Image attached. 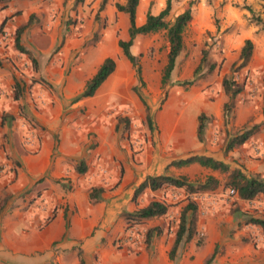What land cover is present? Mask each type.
Returning <instances> with one entry per match:
<instances>
[{
	"label": "rangeland",
	"instance_id": "rangeland-1",
	"mask_svg": "<svg viewBox=\"0 0 264 264\" xmlns=\"http://www.w3.org/2000/svg\"><path fill=\"white\" fill-rule=\"evenodd\" d=\"M35 1L41 12L32 19L28 41H33L42 52L51 50L38 58L24 54L23 76L11 84L12 94L6 95L5 99L7 103H14L13 99L19 103H35V106L39 103L42 109H36L41 112H48L49 109L51 112L55 103L61 104L57 116L62 119L61 126L68 129L69 138L76 133L86 141L87 173L79 174L75 179L86 178L90 172L88 179L92 180L98 176V169L105 176L117 174L121 178L127 172L137 175V171H142L140 169L143 167L146 172L148 167L162 165L158 172H163V158L176 161L194 154L214 156L227 162L233 169L264 178V30L251 22L250 12L241 8L251 6L256 15L264 18V0H171L172 10L168 21L172 22L190 7L193 20L185 30V50L177 60L166 91L162 88V76L170 45L165 31L139 37L133 48V53L140 57L145 88L140 87L133 65L122 53L119 42L129 39V17L120 12L117 5L125 4L126 0H84L81 3L78 0H63L61 6H56L51 0L47 6V0ZM167 1L141 0L138 25L145 23L149 12L160 14L166 8ZM8 2L0 1V10L5 9L4 5ZM20 17L21 12L0 19V36L6 31L8 38L4 42H14L15 49L17 32L27 24L21 23ZM247 40L253 41L255 54L248 67L240 70L239 56ZM205 51L207 60L203 63ZM108 56L117 62L116 72L94 97L77 102L85 104L73 108V101L83 92V85ZM212 66L215 69L210 71ZM226 78H232L244 86V91L233 102L223 88ZM189 81H194V84L187 86ZM136 88L151 110L153 126L147 119V108ZM3 96L5 93L0 89V99ZM227 103L233 106L229 119L225 116ZM25 107L21 105L18 108L17 116L10 114L4 118L0 114V174L13 172L21 166V162L7 152L9 137L14 136L18 148L37 155L40 151V148L37 151L39 141L42 144L49 129L33 118ZM202 114L207 116L206 140L203 143L199 141L197 133ZM103 119L116 126L118 135L116 150L108 149L110 158L97 151L98 130L105 121ZM255 125H262L257 135L247 144L226 153L230 139ZM109 126V123L105 124V127ZM29 137L36 139L32 148L27 145ZM101 157L106 158L102 164ZM80 161L69 159L68 169L78 172ZM164 174L186 176L197 185L214 176L220 181V186L191 195L171 187L156 193L144 192L139 197L138 205L158 200L169 205V214L153 220L151 224H132L131 228L127 223L126 235L117 239L114 246L118 250H128L129 247L137 253L142 249L148 253L152 248L159 264H205L213 254L207 250V243L214 237L218 239L216 246H220L212 264H241L245 261L246 257L240 256L238 250L249 243L241 240L237 234L245 231L252 234L259 231L261 234L258 227L246 222L250 217L264 214V196L241 201L238 195L232 193L231 187H226L228 175L197 165L180 171L169 167ZM77 182L67 184V192L87 189ZM43 192L41 190L36 199L41 198L38 209H47L48 206L51 209L45 219L47 224L53 213L51 203L54 202L47 205L48 199H42ZM36 199L29 203L28 210L31 206L35 207ZM190 201L198 206L197 232L191 241L183 242L176 260L171 261L169 255L179 230L181 212ZM156 227L162 229L163 233L154 238L148 247L146 234ZM256 239L251 244L254 248L261 245L264 251V238L263 241H259L258 237ZM79 246L76 254L82 247L81 244ZM97 255L94 254L93 260H99Z\"/></svg>",
	"mask_w": 264,
	"mask_h": 264
},
{
	"label": "crops",
	"instance_id": "crops-1",
	"mask_svg": "<svg viewBox=\"0 0 264 264\" xmlns=\"http://www.w3.org/2000/svg\"><path fill=\"white\" fill-rule=\"evenodd\" d=\"M8 1V4L4 5L5 9L0 10V19L21 12V23L26 24L33 15L41 12V9L35 5V0ZM51 2L56 6L63 4V0H51ZM48 4H50V0L45 2L46 6ZM15 18L19 20V18ZM13 27L16 28L15 25ZM28 30L22 35L21 45L36 58L42 54L50 53L51 48L47 52H42L33 41H28ZM16 50L14 42L5 43L0 47V63H3L0 66V89L5 93V96L0 99V114L4 118L10 114L17 116L18 108L21 105L26 106L25 108L30 111L33 118L41 124L47 125L49 129L43 137L37 155L30 154L26 149L18 148L15 145L14 136L13 138L9 137L10 144L7 146V152L15 160H19L21 166L13 172L7 171L0 174V264H80L78 254L75 252L76 248L80 247L79 244L84 250L87 264H159L152 248L148 253L143 249L137 253L130 250L129 247H127L128 250H118L114 246V242L123 238L127 233L126 213L137 211L150 204L140 206L139 203L133 202L132 199L137 188L148 176L167 175L164 173L175 159H162V161L165 159L163 172H158L162 169V165L148 167L146 172L143 167L140 169L142 171H137V175L134 172H127L121 178L117 174L112 177L105 176L104 172L98 169V176L93 177L92 180L88 179L90 172L86 178L75 179L79 173L70 171L67 161L73 158L76 161L87 160L88 153L84 146L86 141L76 133L71 134L69 138L68 129L61 126L62 119L57 116L62 108L61 104L55 103L51 112L50 109L48 112H41L36 109H42L39 103L35 106V103H19L15 99H13L14 103H7L5 99L6 95L12 94L11 84L20 80L24 73L22 58L25 55ZM109 57L111 56L105 57V59ZM111 77L112 75L100 89L106 86ZM85 86L86 83L81 88L82 91ZM74 104L73 108H76L85 103ZM103 120L105 121L98 130L99 147L97 151L108 156L109 150H116L118 135L116 126H112V123L106 119ZM1 121L3 122V119ZM106 123H109L110 126L105 127ZM105 159L104 157L100 158L101 164ZM170 168L179 171L185 169ZM73 181H78L77 183L87 189H82L80 192L79 189L75 192H67L66 185H70ZM94 187L104 189L99 202L90 199V193ZM41 190L45 191L42 199H48L47 205L48 202H54L51 203V213L55 212V217L47 224L45 219L51 209L48 208L49 206L47 209H38L41 198H36ZM34 199H36L35 207L31 206L28 210L29 203ZM138 200L140 201V199ZM66 214L70 220L68 229ZM152 221H146L145 224L148 222L151 224ZM256 234L246 233V231L237 234L241 240L249 243L238 250L240 256L246 257V260L241 264H264V257L260 255H264L261 245L254 248L251 244L257 240L256 237L259 241H263V236L259 231ZM217 241L218 239L214 237L208 240L207 250L209 253H214ZM95 253L99 256L98 261L93 260Z\"/></svg>",
	"mask_w": 264,
	"mask_h": 264
},
{
	"label": "trees",
	"instance_id": "trees-1",
	"mask_svg": "<svg viewBox=\"0 0 264 264\" xmlns=\"http://www.w3.org/2000/svg\"><path fill=\"white\" fill-rule=\"evenodd\" d=\"M0 1H8V0H0ZM84 0H78V3L83 2ZM141 0H126L125 4H118L117 8L120 12L125 13L129 17V39L121 40L119 42V46L122 50L125 58L133 65L138 81L140 83L141 88L146 87V82L143 76V69L140 64V57L136 56L133 53V48L136 44V41L139 37L154 35L159 32L165 31L167 34L168 43L170 45V52L168 55L167 65L164 68L163 76H162V88L165 89L170 85L172 80L173 72L176 68V63L178 58L181 56L183 51L185 50V30L190 22L193 20V10L192 8H188L185 12L178 15L172 22L168 21V18L171 15L172 4L171 0L167 1L166 8L158 15H154L151 12L148 13L146 21L142 25H138L137 23V14L140 6ZM243 10H246L252 14V20L256 26L260 27L261 30H264V18L255 14L254 10L251 6L245 5L241 7ZM34 15L31 17L29 22L21 27L17 32L16 36V47L23 54H30L22 45L21 38L23 32L30 27L32 19ZM255 45L253 41L247 40L242 47L241 54L239 57L240 66L239 69L242 70L248 67L251 62L254 54ZM207 60V52H204L203 63ZM200 69V67H199ZM215 66H212L210 71H213ZM117 70V62L115 59L109 57L104 60L96 74L90 79L84 91L78 95L74 99V103H77L86 98L94 97L101 86L109 79L111 75H113ZM198 73V71H197ZM194 84V81H189L186 85L191 86ZM18 87V85H17ZM19 88V87H18ZM223 88L230 101L233 102L243 91L244 86L240 85L238 81L230 78L224 79ZM136 92L139 93V89H135ZM139 96L146 106L148 114L147 119L151 126H153V117L151 114V110L147 105L144 97L141 93ZM20 95L17 96L19 99ZM232 103H227L225 106L226 110V118L229 119L230 115H232ZM207 116L202 114L199 117V125H198V139L201 143L206 140V130H207ZM122 122V121H121ZM120 122V123H121ZM262 125H255L251 129L246 130L245 132L233 137L229 140L226 153L232 152L236 147L243 146L248 143L255 135L260 132V128ZM117 131L118 127H117ZM40 145V141H39ZM39 145L38 149L39 150ZM192 165H198L202 168L209 169L215 172H220L222 174L228 175V179L226 182V187H231L235 193H237L239 199L241 201L247 202L256 199L259 196H264V178L259 176H250L246 174L241 169H233L231 165L223 160H219L214 156L207 155H191L187 158L179 159L174 161L169 165V167H175L178 169L187 168ZM87 164L84 160L79 162L77 167L78 173L80 175H85L87 173ZM220 186V181L214 176H210L206 182L201 184H194L189 181L186 176L174 177L169 175H160V176H148L147 179L137 188L135 194L133 196V202L138 203L139 197L146 191L150 190L153 192L160 191L164 188H174L178 190L186 191L188 195L193 193L214 190ZM104 192L103 188L94 187L90 193V199L95 202H99L101 200V195ZM198 211V206L194 201H190L186 207L183 208L180 216L179 222V230L176 233L175 241L172 246V250L170 252L171 261H175L183 242L191 241L197 232L196 229V213ZM169 214V205L158 201L153 200L146 207L140 208L134 212H127L125 215L126 221L128 224H143L146 221L159 219L167 216ZM55 217V212L50 217L52 220ZM49 220V221H50ZM67 221V229L70 226V220L68 214H66ZM248 225H252L258 227L261 230V234L264 238V214L259 217H250L246 222ZM130 228V227H129ZM128 230V229H127ZM162 229L159 227L150 229L146 234L145 242L149 247L152 244L154 238L162 235ZM219 246L215 247L214 253L210 257V259L205 264H212L219 251ZM78 258L80 264H87L85 260V253L82 248L78 249Z\"/></svg>",
	"mask_w": 264,
	"mask_h": 264
},
{
	"label": "built area",
	"instance_id": "built-area-1",
	"mask_svg": "<svg viewBox=\"0 0 264 264\" xmlns=\"http://www.w3.org/2000/svg\"><path fill=\"white\" fill-rule=\"evenodd\" d=\"M8 38V33L6 31L3 32V34H1L0 36V47L5 43L4 41H6ZM35 143H36V139H34V137H29L27 138V145L29 147H34L35 146ZM232 193L234 195H237V193H235V191L232 190Z\"/></svg>",
	"mask_w": 264,
	"mask_h": 264
}]
</instances>
